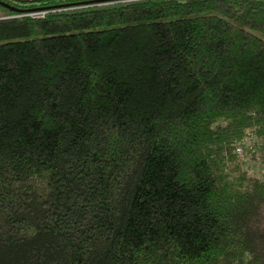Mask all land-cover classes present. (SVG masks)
Instances as JSON below:
<instances>
[{
	"label": "trees",
	"instance_id": "trees-1",
	"mask_svg": "<svg viewBox=\"0 0 264 264\" xmlns=\"http://www.w3.org/2000/svg\"><path fill=\"white\" fill-rule=\"evenodd\" d=\"M0 2V264H264V0Z\"/></svg>",
	"mask_w": 264,
	"mask_h": 264
},
{
	"label": "built area",
	"instance_id": "built-area-1",
	"mask_svg": "<svg viewBox=\"0 0 264 264\" xmlns=\"http://www.w3.org/2000/svg\"><path fill=\"white\" fill-rule=\"evenodd\" d=\"M45 11L33 12L30 16L42 17L45 15ZM264 145V137L258 135L254 130H249L247 136L239 143L237 152L242 155L244 146L253 147V149H259ZM261 146V147H260Z\"/></svg>",
	"mask_w": 264,
	"mask_h": 264
},
{
	"label": "rangeland",
	"instance_id": "rangeland-1",
	"mask_svg": "<svg viewBox=\"0 0 264 264\" xmlns=\"http://www.w3.org/2000/svg\"><path fill=\"white\" fill-rule=\"evenodd\" d=\"M249 165H250V170H251L253 175L264 179V166H262L260 164H256V163H249Z\"/></svg>",
	"mask_w": 264,
	"mask_h": 264
},
{
	"label": "water",
	"instance_id": "water-1",
	"mask_svg": "<svg viewBox=\"0 0 264 264\" xmlns=\"http://www.w3.org/2000/svg\"><path fill=\"white\" fill-rule=\"evenodd\" d=\"M0 4L3 5L5 8H7V9H9V10L18 11V12L23 11V10H21V9H19V8H15V7L10 6V5L6 4V3H2V2H0ZM38 10H39V9L32 10V11H38Z\"/></svg>",
	"mask_w": 264,
	"mask_h": 264
}]
</instances>
